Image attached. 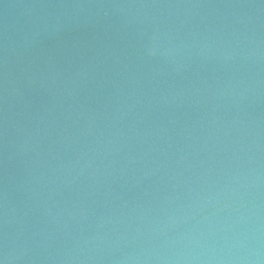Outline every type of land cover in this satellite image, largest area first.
<instances>
[{
    "label": "water",
    "instance_id": "water-1",
    "mask_svg": "<svg viewBox=\"0 0 264 264\" xmlns=\"http://www.w3.org/2000/svg\"><path fill=\"white\" fill-rule=\"evenodd\" d=\"M0 264H264V0H0Z\"/></svg>",
    "mask_w": 264,
    "mask_h": 264
}]
</instances>
